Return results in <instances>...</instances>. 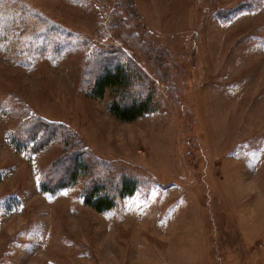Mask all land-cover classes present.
<instances>
[{
    "label": "rangeland",
    "instance_id": "1",
    "mask_svg": "<svg viewBox=\"0 0 264 264\" xmlns=\"http://www.w3.org/2000/svg\"><path fill=\"white\" fill-rule=\"evenodd\" d=\"M0 264H264V0H0Z\"/></svg>",
    "mask_w": 264,
    "mask_h": 264
},
{
    "label": "trees",
    "instance_id": "2",
    "mask_svg": "<svg viewBox=\"0 0 264 264\" xmlns=\"http://www.w3.org/2000/svg\"><path fill=\"white\" fill-rule=\"evenodd\" d=\"M95 82L93 85L94 98L103 99L108 90H116L121 102H114L110 108V113L117 119L123 122H133L149 113L152 109V96H148L145 100L138 95H135L130 102L126 101V94L130 93L132 84L133 70L126 64L109 63V67L99 68L96 67ZM38 123V122H36ZM38 128V125L29 128L30 131H34ZM45 130L46 134H54V125L45 124L41 127ZM61 164H64L63 162ZM78 164V163H77ZM76 164V165H77ZM74 161H70L68 166L69 174L78 172V166H74ZM120 198H125L133 194V186L131 183H124L121 188ZM115 200L104 192H100L97 189L91 193L87 203L94 207L97 211L104 212L112 210L115 206Z\"/></svg>",
    "mask_w": 264,
    "mask_h": 264
}]
</instances>
